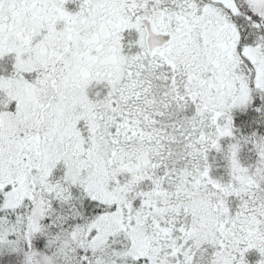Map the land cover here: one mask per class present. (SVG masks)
<instances>
[{"label":"snow or ice","instance_id":"1","mask_svg":"<svg viewBox=\"0 0 264 264\" xmlns=\"http://www.w3.org/2000/svg\"><path fill=\"white\" fill-rule=\"evenodd\" d=\"M0 264H264V0H0Z\"/></svg>","mask_w":264,"mask_h":264}]
</instances>
